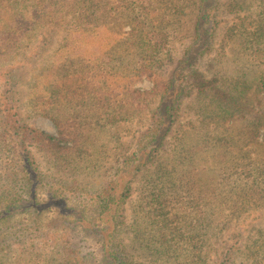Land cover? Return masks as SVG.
<instances>
[{"label":"trees","instance_id":"obj_1","mask_svg":"<svg viewBox=\"0 0 264 264\" xmlns=\"http://www.w3.org/2000/svg\"><path fill=\"white\" fill-rule=\"evenodd\" d=\"M160 1L163 3L158 7V3L152 0H0V10H3L0 13V61L19 53L20 41L31 36L40 24H69L64 36L66 47L74 33L89 36L98 33L101 27L111 28L113 20L120 22L117 31L119 39L114 48L119 46L129 50L130 54L136 53L139 60L135 56L130 59L127 70L132 68V73H136L134 80L148 78L152 87L146 91L134 89L129 80H122L129 75L124 72L110 75L101 65L98 74L103 75L99 79L98 75L84 72L64 74L62 77L50 73L51 93L44 108L47 113L52 112L55 102L65 98L71 87L77 85L80 92H92L88 94L91 100L98 101L94 106L112 108V118L118 122L139 111H151L149 123L139 135L135 151L117 168L114 179L107 181L94 195L98 216L107 223L103 229L105 264H144L131 258L123 239L117 234L125 225V211L135 189L134 180L148 164L154 166L144 177V184L139 186L141 194L147 198L146 203L140 204L144 220L139 237L152 252L175 259L178 264H207L212 248L208 242L209 229L216 221L214 213L208 208L213 205L224 207L228 200L230 204L227 207L231 208L227 214L228 221L231 218L242 219L244 223L252 216L259 223L244 249L240 246L242 238L234 240L226 247L218 264H244L245 261L264 264V139L258 141L264 133V105L258 96L264 95V0H260L255 17L247 14L249 24H241L244 28L238 49L245 55L242 65L254 70L255 75L251 79L236 80L235 87L240 92L237 95H230L222 89L218 77H207L198 68L199 60L212 49L221 0ZM171 8L169 13L173 14L168 18ZM105 15L109 17L108 23L102 20ZM178 15H191L190 33L182 36L190 37L191 41L176 64L173 75L166 78L163 68L169 60H173L168 50L170 28ZM126 25H130L131 29L124 33ZM181 25L178 26L182 28ZM117 59L120 66L126 63L125 58L118 56ZM111 60L109 52L103 62ZM68 62L72 60L65 59L62 66ZM78 62L83 63L82 59ZM241 72L246 75L245 69ZM110 76L121 78L120 87L108 85ZM17 84L11 72H6L0 83V155L7 154L5 157L9 160L0 185V213L5 222H10L20 212L32 214V220L29 223L21 221L17 226L6 224L4 229L0 226V244L25 237L27 230L41 228L37 223L39 219L56 206L58 210L47 227L63 239L61 258L57 264H85L68 228L78 226L92 232L101 230L86 222L85 214L78 208L69 206L68 197H79L88 190L76 180L68 182L46 174L33 151L43 150L60 168L66 169L74 165L76 155L82 150V142H79L77 133H71V136L66 128H61L59 136H54L27 123L18 110L15 97ZM253 88L256 95L246 96ZM193 90L200 95H212L211 102L203 107L205 112L201 124L208 128L207 134L203 135L202 149L206 150L208 143L214 146L216 169L211 168L215 170V176L208 174L210 167H197L194 147H189L179 137L178 144L173 148L176 150L174 158L168 160L165 157L161 162L166 137L177 122L181 103ZM125 92H129L130 101L121 103L114 97ZM255 98L259 99L256 105ZM155 100L159 103L152 108L151 103ZM85 101L83 96L80 105ZM259 105L262 108L255 110ZM240 117L250 120L249 142L256 140L261 149L249 146V142L237 146L240 137L234 130L233 122ZM221 120L227 124L226 128L217 130L215 122ZM63 141H66L64 145L61 144ZM68 141L72 143L67 144ZM184 153L187 155L184 156ZM38 190L43 191V199L39 198ZM177 205L181 210L191 209L195 220L185 221L186 216L181 215ZM224 227L223 221L218 218L212 235L222 232ZM241 253L244 258L239 261Z\"/></svg>","mask_w":264,"mask_h":264},{"label":"rangeland","instance_id":"obj_2","mask_svg":"<svg viewBox=\"0 0 264 264\" xmlns=\"http://www.w3.org/2000/svg\"><path fill=\"white\" fill-rule=\"evenodd\" d=\"M152 1L155 4L158 3V7L163 3L160 0ZM259 2L260 0H221L218 12L219 24L212 49L198 62V68L207 77H218L222 89H225L230 95L240 93L235 87L237 79H251L255 75L254 70L244 68L242 65L245 55L238 49V44L241 30L244 28L241 24L243 22H245L246 26L249 24L250 18L247 19V14L251 18L256 16ZM2 11L0 10V13ZM169 11H172V8L168 10V13ZM188 12H191L190 9H188ZM172 14L173 12H170L168 18ZM190 19L191 15H178L175 17L174 25L170 28L168 50H170L173 60H169L163 68V74L166 78H170L173 75L176 64L182 59L185 49L190 44V37H182L183 34L190 33ZM102 20L108 23L109 17L105 15ZM179 24H182V28L178 26ZM110 25L111 28L101 27L98 33L95 32L89 36L74 33L70 37V44L65 47L64 36L69 24L65 22L40 24L31 36L25 37L20 41V46L17 48L19 53L9 59L0 61V83L4 80L6 72H11L15 76L18 81L15 93L18 110L27 123L54 136H59V130L66 128L70 134L77 133L79 142H82V150L76 155L73 162L74 165L71 164L66 169L64 167L60 168L57 165L58 163L47 156L43 150L34 149L33 151L40 162L42 171L46 174H53L68 182L76 180L88 190V192H83L79 197L75 195L68 197L69 206L78 208L85 214L86 222H91V224L97 226V229L101 230V232H92L78 226L73 229L72 227L68 228L73 237L72 240L85 259V264H105L106 262L103 229L107 223L104 218L102 219L98 216L99 210L96 206L97 203L93 200L95 199L94 195L107 181L114 179L117 168L125 158L135 151L138 137L149 123L151 111L150 109L139 111L128 119L118 122L112 118V108L109 111L107 109L109 107L99 108L94 106L98 104V101L93 102L91 100L88 94L92 92L90 93V90H83L87 91L86 93L80 92L77 85L71 87V91L68 92L65 98L55 102L52 112L47 113L44 108L47 106L48 94L51 93L50 78L48 77L50 73H52V76L55 73L58 77H62L64 74L75 75L76 73L84 72L98 75L99 79L103 75L102 73L98 74V71L101 70L99 65H101L105 66L106 73H110V75L121 74V72L129 75L125 76L128 78L122 80H125V82L129 80L131 87L134 89L146 91L152 87V82L148 78L143 77L134 80L136 73H132V68L127 70V64L130 59L134 56L137 60L139 59L136 53L130 54L129 50L123 47L116 46V52L114 46L119 39L117 31L120 28V22L113 20ZM130 29L131 26L126 25L123 32L127 33ZM60 47L61 50H58ZM109 52L112 54V60L104 63L103 60ZM118 56L125 58L126 63L120 66L117 59ZM65 59H71L72 62L62 66ZM78 59H82L83 63H79ZM138 65L139 63L136 64V66ZM244 69L246 70L245 76L241 72ZM120 81L121 78L119 76H110L108 85L110 87H120ZM254 89L248 91L246 96L256 95ZM128 93L125 92L122 95L117 93L114 97L121 103L127 102L131 100ZM98 95L101 96L102 93L99 92ZM83 96H85L87 102L85 101V103L80 105ZM211 96L200 95L196 90H193L188 97L183 99L177 122L166 137L163 157L162 160L160 159L161 162L165 160V157H168V160L171 157L174 158L176 150L173 148L178 144L177 137H179L189 147H194V163L197 167L202 168L206 165L210 167L208 174L211 176L216 175L214 170L216 169V160L213 154L214 146L208 143L206 150L202 149L203 135L207 134L208 128L201 124V117H203L202 114L205 112L203 107L211 102ZM258 96L262 99L264 105V95ZM242 100H245V98ZM257 101L259 99L255 98L254 105H256ZM158 103L159 101L155 100L151 103V107L155 108ZM135 107L136 104L133 108L135 109ZM258 108H262L261 105L257 106L255 110ZM47 110L49 111V109ZM233 123L234 130L240 137L237 146H244L246 142H249L250 120L248 117H240L236 118ZM215 124L213 125L216 126L217 130L225 129L227 125L222 123V120L220 122L216 121ZM263 139L264 133L261 134L258 141ZM65 143L66 141H63L61 144L64 145ZM70 143L72 142H67V144ZM248 144L256 149H261L259 142L256 140L254 143L249 142ZM186 153H184V156L187 155ZM5 155H0V185L3 182L5 167L9 161ZM153 166V164H148L135 178L134 192L127 201L125 225L119 230L117 236L123 239L126 252L132 259L143 261L144 264H178L175 259H169L152 252L139 237L142 233L140 226L144 220L140 204L147 201V198L141 194L139 186L144 184L146 180L144 177ZM211 167H214V169ZM38 196L43 199V191L38 190ZM183 203L186 202L183 201ZM224 204H226L224 207L221 205L215 207L213 205L211 209L208 208L210 212L214 213V220L216 221H213V227L211 226L209 229L208 242L211 243L212 248L209 251L210 255L207 264H218L226 247L238 238H242L240 246L244 249L249 236L255 234L256 224L259 223L252 216L250 219H246L244 223L242 219L238 221L231 218L228 221L227 214L231 208H228L227 205L230 203L226 200ZM177 207L181 215L186 216L185 221L195 220L194 215L190 212L191 209L187 211V209L181 210L178 205ZM55 209L56 211H52ZM52 210L46 211L37 222L41 228L37 227L27 230L25 237L19 240L17 238L11 241L6 240L0 244V264L58 263L59 258H61L60 251L63 247V239L59 237L58 233L51 231L47 227L48 222L58 208L53 206ZM221 211H224L223 214ZM1 216L0 213V226L2 229H4L6 224L7 226H17L21 221L29 223L32 220V214L28 212H20V214L14 215L10 222L3 221ZM218 218L223 221L225 229L216 235H212ZM242 258L244 256L241 253L238 260L241 261ZM244 264H249V262L245 261Z\"/></svg>","mask_w":264,"mask_h":264}]
</instances>
